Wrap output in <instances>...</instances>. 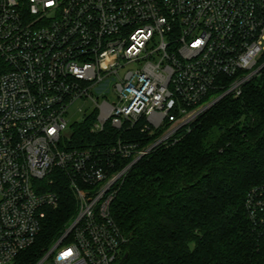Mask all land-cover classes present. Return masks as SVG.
Instances as JSON below:
<instances>
[{
  "label": "built area",
  "instance_id": "built-area-1",
  "mask_svg": "<svg viewBox=\"0 0 264 264\" xmlns=\"http://www.w3.org/2000/svg\"><path fill=\"white\" fill-rule=\"evenodd\" d=\"M263 53L264 0H0V264L33 244L57 206L55 168L68 175L77 214L33 264L118 263L128 239L109 210L115 183L153 144L188 129L221 79L238 94ZM105 84L113 102L98 97ZM80 98L94 103L83 118L94 114L95 130L164 131L146 148L120 136L71 146L79 120L66 116ZM120 157L131 161L114 170ZM245 206L264 223V186Z\"/></svg>",
  "mask_w": 264,
  "mask_h": 264
},
{
  "label": "trees",
  "instance_id": "trees-1",
  "mask_svg": "<svg viewBox=\"0 0 264 264\" xmlns=\"http://www.w3.org/2000/svg\"><path fill=\"white\" fill-rule=\"evenodd\" d=\"M264 62V53L259 63ZM224 88L231 78L221 79ZM91 114L70 127L78 148L107 146L119 136L139 148L153 144L164 128H93ZM130 130V131H129ZM114 170L131 159L121 158ZM49 189L58 196L46 209L33 244L11 264H33L70 225L77 203L62 168L51 174ZM264 186V67L227 93L189 125L153 146L113 186L110 214L127 237L122 264H258L264 261V223H254L245 201L253 187ZM124 254L127 257L123 259Z\"/></svg>",
  "mask_w": 264,
  "mask_h": 264
},
{
  "label": "rangeland",
  "instance_id": "rangeland-1",
  "mask_svg": "<svg viewBox=\"0 0 264 264\" xmlns=\"http://www.w3.org/2000/svg\"><path fill=\"white\" fill-rule=\"evenodd\" d=\"M135 64H131L126 68L133 69ZM124 72L121 71L120 74L122 75ZM102 90L99 93H104V95L98 96L99 99H107L109 102H113L115 99L114 92L112 90V84H105L102 86ZM94 106V103L91 100L80 98L75 100L69 107H68V114L66 118L68 119L69 124L73 120H81L83 115L89 113Z\"/></svg>",
  "mask_w": 264,
  "mask_h": 264
},
{
  "label": "water",
  "instance_id": "water-1",
  "mask_svg": "<svg viewBox=\"0 0 264 264\" xmlns=\"http://www.w3.org/2000/svg\"><path fill=\"white\" fill-rule=\"evenodd\" d=\"M264 67V62L258 67V69L256 70V73H258L262 68ZM227 94V92H224V93H222V94H220L218 97H216V98H214L212 101H210L199 113L201 114V113H203L204 111H206L208 108H210L211 106H213L217 101H219L222 97H224L225 95ZM155 145H157V144H153L151 147H150V149L153 147V146H155ZM149 149V150H150ZM148 150V151H149ZM147 151V152H148ZM135 162V161H134ZM134 162H132L130 165H132ZM127 257V254H124V256H123V259H125ZM122 261L123 260H121V261H119L118 263H116V264H122Z\"/></svg>",
  "mask_w": 264,
  "mask_h": 264
}]
</instances>
